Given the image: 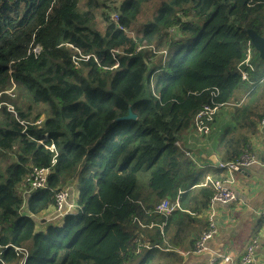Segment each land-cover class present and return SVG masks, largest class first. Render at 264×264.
Masks as SVG:
<instances>
[{"label": "trees", "instance_id": "16d2710c", "mask_svg": "<svg viewBox=\"0 0 264 264\" xmlns=\"http://www.w3.org/2000/svg\"><path fill=\"white\" fill-rule=\"evenodd\" d=\"M150 1L0 0V264H180L201 235L213 189L182 150L205 106H219L206 136L221 162L256 134L264 61L250 44L247 81L237 66L247 31L264 38V0H163L130 36ZM128 108L135 120L115 122ZM65 189L73 209L46 220Z\"/></svg>", "mask_w": 264, "mask_h": 264}, {"label": "crops", "instance_id": "0c3cea01", "mask_svg": "<svg viewBox=\"0 0 264 264\" xmlns=\"http://www.w3.org/2000/svg\"><path fill=\"white\" fill-rule=\"evenodd\" d=\"M232 107V106H229ZM223 127V125H222ZM230 130V129H229ZM195 132L185 144L189 156L201 169H206V176L226 178V171H217L216 162H221V152L215 151V141L198 137ZM229 135L223 137L224 140ZM248 152L256 158H264V128L257 127L256 134L250 138ZM210 158H215L210 160ZM223 174V175H222ZM233 183L228 185L235 194V199L228 205H217V234L202 253L180 255V264H208L219 255H228L237 263L244 255L253 239L257 240L254 264H264V166L253 165L248 168H234L231 171ZM55 218L54 212L49 217ZM46 219V220H49ZM199 222L190 229L191 239H196L205 227V213L198 217ZM186 241V240H184ZM187 248H184L185 251ZM187 251V250H186ZM182 252V251H178ZM229 264V263H219Z\"/></svg>", "mask_w": 264, "mask_h": 264}, {"label": "built area", "instance_id": "2783aa9c", "mask_svg": "<svg viewBox=\"0 0 264 264\" xmlns=\"http://www.w3.org/2000/svg\"><path fill=\"white\" fill-rule=\"evenodd\" d=\"M116 19V17H113ZM34 53H38V49H33ZM251 56L252 50L250 43H248L246 48V54L243 61H241L238 66V72L240 74L241 81L248 80V71L245 69L252 71L253 66L251 64ZM87 59L88 57L77 56L73 57V62L77 64L78 61ZM3 103L0 105V107ZM219 109V106H205L194 118V130L195 133L199 136L205 137L210 132V123L212 122L213 116ZM7 111L14 114V110L12 106H7ZM39 123V121L37 122ZM260 126L264 128V117L260 121ZM46 139V138H45ZM45 139L38 141L40 144L45 143ZM179 148L180 146L177 145ZM49 151H54V146L51 144L50 146H45ZM185 155L188 157L189 154L185 150H182ZM193 160V159H192ZM194 161V160H193ZM195 163V161H194ZM264 166V158L259 159L251 155L248 150H246L243 154H241L237 159L227 162H218L215 169L217 171H226L227 177L222 178H214L211 176H205L201 186H210L213 189V195L209 200L207 209L205 211V229L202 231L201 235L195 242L192 250L178 252L180 255H188L191 253H202L207 250L208 244L210 241L214 239L217 234V210L216 206L219 205H228L235 199V194L232 189L228 187V185L233 183V178L231 175V171L238 168H248L250 166ZM49 169H33L32 174L28 180L29 182V191H34L39 188H43L47 176L49 174ZM223 175V174H222ZM73 200L71 199V194L68 189L62 190L55 194V218L63 217L67 215L73 209ZM175 210H180L179 198L178 196L175 198L174 202H170L169 200H163L157 207V213H160L164 216H168L173 213ZM257 248V240L253 239L250 244L247 246L246 251L242 258L234 263L230 256L228 255H219L216 258H213L208 262V264H219V263H229V264H254L255 261V250Z\"/></svg>", "mask_w": 264, "mask_h": 264}, {"label": "rangeland", "instance_id": "374dc122", "mask_svg": "<svg viewBox=\"0 0 264 264\" xmlns=\"http://www.w3.org/2000/svg\"><path fill=\"white\" fill-rule=\"evenodd\" d=\"M108 1L109 2H107V4H109V6H112L110 4H112V3L118 4V2H120L121 0H108ZM162 1L163 0H152V1H150L147 4L142 6L138 16L135 19V23L133 24L131 31L128 33L130 36H136L138 34H141V31H142L141 29H142L143 25L152 19V17L154 16V14L156 12V9L158 8V6L160 5V3ZM80 7L81 8L84 7V1H81ZM104 26H105V24L102 21L101 10H100V13L96 16V27H97V30L102 32L103 29H104ZM9 93H10V91H9ZM1 104L2 103L0 102V105ZM198 137H200V136H198ZM74 195H76V193L73 194V196ZM45 218L49 219L50 216L49 217H45ZM50 220H51V218H50Z\"/></svg>", "mask_w": 264, "mask_h": 264}, {"label": "water", "instance_id": "95a60500", "mask_svg": "<svg viewBox=\"0 0 264 264\" xmlns=\"http://www.w3.org/2000/svg\"><path fill=\"white\" fill-rule=\"evenodd\" d=\"M247 35H248L249 43L252 45V47L257 52L259 59L264 61V38L260 37L259 35H257V33H255L252 30H248ZM135 118H136V115L132 113L130 108H128L127 115L116 118L114 121L115 122L129 121V120H135ZM213 159L215 158H210V160H213ZM215 164H218V162H216ZM22 262H23V258H21L18 263L22 264Z\"/></svg>", "mask_w": 264, "mask_h": 264}]
</instances>
